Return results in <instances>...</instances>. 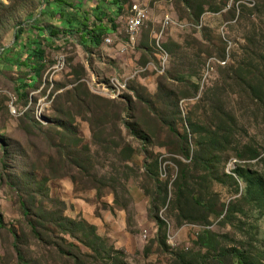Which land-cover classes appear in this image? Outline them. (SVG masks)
<instances>
[{
	"label": "rangeland",
	"instance_id": "1",
	"mask_svg": "<svg viewBox=\"0 0 264 264\" xmlns=\"http://www.w3.org/2000/svg\"><path fill=\"white\" fill-rule=\"evenodd\" d=\"M123 3L0 0V264H264V0Z\"/></svg>",
	"mask_w": 264,
	"mask_h": 264
},
{
	"label": "trees",
	"instance_id": "2",
	"mask_svg": "<svg viewBox=\"0 0 264 264\" xmlns=\"http://www.w3.org/2000/svg\"><path fill=\"white\" fill-rule=\"evenodd\" d=\"M111 3H113L115 5V7L117 9V12L118 11H121L122 7L124 8L123 0H111ZM90 6H92L94 10L97 9L98 11H100V8H99L100 6L97 7L98 5L97 6H94L93 4H91ZM108 13L109 14H107V16H105L104 13L100 14V17L98 19V22L103 21L104 19H107L106 21L113 22V20H112V19H114L113 12L110 11ZM113 28H114V30L113 29L112 30L114 32L116 28L114 26H113ZM86 29H87V27H86ZM86 34H87V36L85 38H88L89 39V43L91 42L90 47L92 46L91 48L94 49V48H98L103 43V39L106 36H108L109 34H112V32L108 34L106 32V29H104L102 27V25L97 24V26H96V24H94L93 27L86 32ZM16 38H18V36H16ZM25 53L27 54L26 60L27 61L31 60V63L32 64L29 67L32 68V70L34 71V73H35L34 79H35L36 77L40 76V73H39L40 72V67H41L40 64H42V62L44 60V51L41 48H39V49L36 50V53L32 55L31 54V51L27 49V51ZM27 61L24 62V63H26V65H29L27 63ZM35 64L36 65L38 64L39 67H35ZM29 79L30 80H33V78H29ZM27 84H26V87L28 86ZM121 112L122 111H119V114L118 115H120ZM124 125L127 128L130 129V126L128 124H126L125 122H124ZM169 131L172 134H174V135H176L178 137L179 134L177 133V131L174 129V127L172 125L170 126ZM138 134L140 136V133H138ZM134 135H136V134H134ZM6 155L7 154L4 151V156H6ZM21 208H22V214H23V216L24 217H28L30 215V213H31L30 212V209H28V207L23 202L21 203ZM155 220H156L157 233H158L157 234V237H159L161 235V231H163V223H162V221L159 218H155ZM1 223H2V220L0 218V224ZM28 226L31 229L32 233L35 235V237L39 238L40 235L37 233L36 226L34 225V223L32 221H28ZM208 237L213 240V236L210 233H208V232L204 233L202 236H199L198 237V245L201 248H207V250H210V249H213L214 248V244L216 243V241H214V240L212 241ZM13 247H14L15 253H16L17 264H28L27 261L25 260V257L23 255L22 251L20 250V248H19V246L17 244V237L16 236H15V242H14ZM219 253L217 255H219ZM242 264H247V263H242ZM251 264H253V263H251Z\"/></svg>",
	"mask_w": 264,
	"mask_h": 264
},
{
	"label": "built area",
	"instance_id": "3",
	"mask_svg": "<svg viewBox=\"0 0 264 264\" xmlns=\"http://www.w3.org/2000/svg\"><path fill=\"white\" fill-rule=\"evenodd\" d=\"M147 9L142 7L139 4H133L130 7V17L125 18V33H126V44L123 46L119 52L121 54L124 53L125 50L129 49V41H134V35L135 33L144 27L145 23L147 22ZM163 20H168V16H165ZM107 36L103 39V43L106 45H110L113 41V37ZM102 43V44H103ZM57 60H63V59H57ZM166 60L165 58V52H161V56H159L158 60V67L161 69L163 62ZM116 79L120 83V87L126 88L127 85V79L126 78H120L116 76Z\"/></svg>",
	"mask_w": 264,
	"mask_h": 264
},
{
	"label": "bare ground",
	"instance_id": "4",
	"mask_svg": "<svg viewBox=\"0 0 264 264\" xmlns=\"http://www.w3.org/2000/svg\"><path fill=\"white\" fill-rule=\"evenodd\" d=\"M139 33V30L135 33L134 35V41H129V49L130 47L133 48L134 45L137 42V39L135 38V36ZM107 85V89L106 92H109V96L111 98H116L117 96H119L123 91L126 90V88L124 87H120V83L119 81L116 79V76H112V78L109 80V82L106 84Z\"/></svg>",
	"mask_w": 264,
	"mask_h": 264
},
{
	"label": "crops",
	"instance_id": "5",
	"mask_svg": "<svg viewBox=\"0 0 264 264\" xmlns=\"http://www.w3.org/2000/svg\"><path fill=\"white\" fill-rule=\"evenodd\" d=\"M111 37H114L112 36L111 34H109ZM112 49V48H111ZM114 50V49H113ZM94 52H100V54H94L96 57H100V58H104L102 55L104 53H108L110 51L109 48H106L105 45L101 44L98 48H94L93 50ZM112 51V50H111ZM105 55V54H104ZM106 57H109L110 59H112L113 57H111V54H108V55H105ZM104 61V60H103ZM110 61V60H109Z\"/></svg>",
	"mask_w": 264,
	"mask_h": 264
}]
</instances>
